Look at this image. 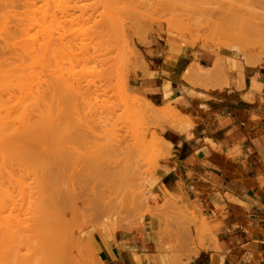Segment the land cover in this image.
Segmentation results:
<instances>
[{
	"label": "rangeland",
	"instance_id": "1",
	"mask_svg": "<svg viewBox=\"0 0 264 264\" xmlns=\"http://www.w3.org/2000/svg\"><path fill=\"white\" fill-rule=\"evenodd\" d=\"M0 38L12 79L2 94L15 106L19 86L29 93L28 136L13 134L0 159V264H102L100 240L121 233L196 250L205 221L184 181L179 193L164 181L176 169L169 139L197 124L204 105L191 95L242 88L264 64V0H0Z\"/></svg>",
	"mask_w": 264,
	"mask_h": 264
},
{
	"label": "crops",
	"instance_id": "2",
	"mask_svg": "<svg viewBox=\"0 0 264 264\" xmlns=\"http://www.w3.org/2000/svg\"><path fill=\"white\" fill-rule=\"evenodd\" d=\"M163 80L170 96L181 95L178 83ZM201 93L190 96L204 106L189 136L173 132L169 139L176 169L164 179L174 193L184 181L203 216L199 247L165 251L155 244L160 234L146 240L141 232L121 233L100 240L102 264H264V64L245 75L242 88Z\"/></svg>",
	"mask_w": 264,
	"mask_h": 264
},
{
	"label": "bare ground",
	"instance_id": "3",
	"mask_svg": "<svg viewBox=\"0 0 264 264\" xmlns=\"http://www.w3.org/2000/svg\"><path fill=\"white\" fill-rule=\"evenodd\" d=\"M8 1H9V0H8ZM12 1H13V0H12ZM32 22H33V21H32ZM16 23H17V22H16ZM16 23L13 24L12 26L14 27V25H16ZM30 23H31V22H30ZM35 23H36V22H35ZM35 23H34V24H35ZM18 25H19V24H17V25L14 27V28H15L14 31H15V30H19V27H18V29H17V26H18ZM32 26H33V25H32ZM35 26H36V25H35ZM37 26H38V25H37ZM40 26H41V25H40ZM10 27H11V26H10ZM13 27H11V28H9V29L12 30ZM24 28H26V27H24ZM30 28H31V27H30ZM36 28H37V27H36ZM36 28H35V29H36ZM39 28H40V27H39ZM3 29H4V28H3ZM22 29H23V27H22ZM31 29H32V28H31ZM33 29H34V28H33ZM35 29H34V30H35ZM37 29H38V28H37ZM42 30H43V29H42ZM1 31H3V30H1ZM12 31H13V30H12ZM14 31H13V34H14ZM20 31H21V30H20ZM25 31H27V30H25ZM28 31H29V30H28ZM28 31H27V33H28ZM36 31H37V30H36ZM4 32H5L4 34H6V33H11V31L8 32L7 28H5V31H4ZM32 32H33V31H32ZM37 32H38V31H37ZM16 33H17V31H15V34H16ZM38 33H39V32H38ZM11 34H12V33H11ZM25 34H26V33H25ZM8 35L10 36V34H7L6 36H8ZM19 35H20V34H19ZM22 35H23V34H22ZM30 35H31V34H30ZM32 35H33V34H32ZM37 35H39V34H37ZM1 36H2V35H1ZM17 36H18V33H17ZM34 36H35V35H34ZM37 37H39V36H37ZM5 38H6V37H5ZM15 38H16V36H15ZM0 39H2V38H0ZM8 39H9V38H8ZM11 39H12V38H11ZM25 39H26V38H25ZM37 39H38V38H37ZM39 39H40V38H39ZM39 39H38L37 41H39ZM13 40H14V39H13ZM20 40H21V39H20ZM28 40H29V39H28ZM2 41H4V40H2ZM2 41H1V42H2ZM9 41H10V40H9ZM17 41H18V40H17ZM22 41H23V40H22ZM30 41H31V40H30ZM32 41H33V40H32ZM34 42H35V41H34ZM39 42H40V41H39ZM7 43H8V42H7ZM11 43H12V42H11ZM20 43H21V42H20ZM41 43H42V42H41ZM9 44H10V43H9ZM9 44H8V45H9ZM15 44H16V43H15ZM15 44H14V45H15ZM30 44H31V43H30ZM34 44H35V43H34ZM38 44H39V43H38ZM38 44H37V45H38ZM42 44H43V43H42ZM2 45H3V43H2ZM4 45H5V44H4ZM12 45H13V44H12ZM12 45H10V46H12ZM32 45H33V43H32ZM43 45H44V44H43ZM6 46H7V45H6ZM6 46H5V47H6ZM38 46H39V45H38ZM38 46H37V47H38ZM1 47H2V46H1ZM24 47H25V45H24ZM32 47H33V46H32ZM7 48H9V46H8ZM7 48H6V49H7ZM10 48H11V47H10ZM10 48H9V49H10ZM13 48H14V47H13ZM16 48H18V47H16ZM19 48H20V47H19ZM38 48H39V47H38ZM40 48H41V47H40ZM11 49H12V48H11ZM17 50H19V49H17ZM38 50H39V49H38ZM38 50H37V51H38ZM10 51H11V50H10ZM37 51H36V52H37ZM28 52H30V51H28ZM43 52H44V51H43ZM21 53H23V52H21ZM19 54H20V53H19ZM24 54H25V53H24ZM17 55H18V54H17ZM28 55H29V53H28ZM30 55H31V54H30ZM30 55H29V56H30ZM19 56H21V55H19ZM25 56H26V55H25ZM32 57H33V56H32ZM4 58H5V57H4ZM4 58H2V59H4ZM21 58H22V56H21ZM27 58H28V57H27ZM30 58H31V56H30ZM38 58H40V57H38ZM11 59H12V58H11ZM16 59H17V57H16ZM22 59H23V58H22ZM12 60H13V59H12ZM25 60H27V59H25ZM0 61H1V60H0ZM2 61H4V60H2ZM23 61H24V60H23ZM42 61H43V60H42ZM8 62H9V60H8ZM16 62H17V60H16ZM16 62H15V63H16ZM21 62H22V61H21ZM29 62H30V61H29ZM40 62H41V61H40ZM0 63H1V62H0ZM9 63H10V62H9ZM17 63H18V62H17ZM19 63H20V62H19ZM1 64H2V63H1ZM7 64H8V63H7ZM10 64H11V63H10ZM13 64H14V62H13ZM20 64H21V63H20ZM216 64H217V61L214 60V66H213V68L216 67ZM2 65H3V64H2ZM0 66H1V65H0ZM5 67H6V66H5ZM20 67H21V66H20ZM24 67H25V66H24ZM41 67H42V66H41ZM12 68H13V67H12ZM30 68H31V67H30ZM213 68H212V69H213ZM9 69H10V68H9ZM18 69H19V66H18ZM18 69H17V70H18ZM24 69H25V68H24ZM36 69H37V68H36ZM196 69H200V68L197 66ZM21 70H22V69H21ZM9 71H11V70H9ZM18 71H19V70H18ZM29 71H30V70H29ZM11 72H12V71H11ZM11 72H10V73H11ZM31 72H33V70H31ZM31 72H28V73H31ZM40 72H41V71H40ZM40 72H39L38 74H40ZM203 72H204V73H207V72L210 73L209 70H204V71H202V73H203ZM12 73H13V72H12ZM20 73H21V71H20ZM35 73H36V70H35ZM18 74H19V73H18ZM36 74H37V73H36ZM23 75H24V74H23ZM26 75H27V74H26ZM6 76H7V78H6ZM10 76H11V75H10ZM12 76H13V75H12ZM12 76H11V77H12ZM21 76H22V75H21ZM21 76H20V77H21ZM30 76H34V78L38 77L37 75H36V77H35V74L30 75ZM30 76H29V78H31ZM18 77H19V76H18ZM18 77H16L15 79H18ZM27 77H28V76H27ZM39 77H40V76H39ZM2 78H4V79H2ZM5 78H6V79H5ZM34 78H33V79H34ZM10 79H11V78H10ZM19 79H20V78H19ZM24 79H25V78H24ZM26 79H27V78H26ZM33 79L31 78V81H32ZM0 80H1L0 84H1V83L4 84V85H2V84L0 85V88L3 89V91L0 89V90H1V91H0V92H1L0 95L3 96L4 94H2V93L4 92V90H6L5 92H8V91H9V90L7 91V88H9L8 86L11 85V80H12V79L9 80V75H7V70H6V69H3V68L1 69V68H0ZM5 80H6V81H5ZM29 81H30V80H29ZM34 81H35V80H34ZM34 81H33V82H34ZM5 82H6V83H5ZM8 82H10V83H8ZM27 82H28V81H27ZM33 82H31V83L34 84ZM18 83H19V81H18ZM42 83H43V82H42ZM29 84H30V83H29ZM14 85H15V83H14ZM24 85H25L24 87L19 86V87H21V89L19 88V92H18V93H19V96H18V99H17V101H16V103H15V106H14V103H12V102H13V101H12V98H13V100H14V98H15L14 96H16V95L13 96V93H11V92L8 93V94H10V95L12 94L11 96H9L7 93L3 96V97H5L6 95H8V96H7V98L9 97V98L7 99L8 101H7V100L2 101L3 98H2V96L0 97V145L2 144L1 146L4 147V148H2V147L0 146V149L2 148V149H1L2 152L0 151V159H1V160H2V158L4 159V157H6V155H7L9 152L11 153V151H9V150H11V149H9V150H8V149L5 150V148H6V147H7V148L9 147L7 144H9L10 140H13V141H14V139H13L12 137L14 136V138L16 137V138L18 139V137L27 134V133H26V131H27L26 128H27V125H28V123H29V122L27 123V121H28L29 119H27V118H28V117H27V110H28V108L26 107L27 104L25 103V98H26V96H27L29 93H28V91H26V88H25V87H26V84H24ZM36 85H37V84H36ZM2 86H3V87H2ZM27 86H28V85H27ZM31 86H32V85H31ZM16 87H17V85H16ZM29 87H30V86H29ZM33 87H34V86H33ZM36 88H37V87H36ZM13 89H14V88H13ZM13 89H11V90H13ZM32 89H33V88H32ZM34 89H35V87H34ZM37 89H38V88H37ZM13 91H14V90H13ZM32 91H33V90H32ZM36 91H37V90H36ZM5 92H4V93H5ZM26 92H27V94H26ZM16 93H17V92H16ZM30 93H31V92H30ZM34 93H35V92H34ZM31 94H32V93H31ZM31 94H30V95H31ZM35 95L38 96L37 94H35ZM12 96H13V97H12ZM36 96H35V97H36ZM16 97H17V96H16ZM28 97H29V96H28ZM28 97H27V98H28ZM30 97H31V96H30ZM35 97H33V98H35ZM1 98H2V99H1ZM31 98H32V97H31ZM31 98H28V99H26V100H29V99H31ZM4 99H6V97H5ZM4 99H3V100H4ZM9 99H11V100H9ZM39 99H40V98H39ZM11 101H12V102H11ZM34 101H36V99H35ZM38 101H39V100H38ZM9 102H10V103H9ZM28 102H29V101H28ZM7 103L10 104V105H8ZM11 103H12L13 105H12ZM30 103H31V102H30ZM30 106H31V104H30ZM33 106H34V105H33ZM15 107H16V110H17V111L15 110V112H14ZM35 107H36V106H35ZM40 107H41V106H40ZM40 107L37 108V109H41ZM12 108H13V111L10 110V109H12ZM39 111H40V110H39ZM39 111L37 110V112H39ZM13 112H14V113L17 112V113L14 114ZM29 112H30V111H29ZM40 112H43V111H40ZM44 113H45V112H44ZM33 114H34V113H33ZM38 114H39V113H38ZM14 115H15V116H14ZM39 115H40V114H39ZM39 115H34V116H37V117H38ZM41 115H43V114H41ZM13 117H16V118L13 119ZM29 117H31V115H30ZM39 117H42V116H39ZM39 117H38V118H39ZM44 117H45V116H44ZM44 117L41 118V119H44ZM15 119L18 121V123L16 122L17 125L14 124L15 127L12 129V128H11V127L13 126V123H12V122L15 123V121H16ZM34 119H35V118H34ZM34 119H33V120H34ZM30 120H31V118H30ZM38 120H40V119H38ZM41 121L43 122L44 120H41ZM31 122H33V121L31 120ZM11 123H12V125H11ZM36 123H37V122H36ZM44 123H45V121H44ZM33 124H35V122L32 123V125H33ZM40 124H41V123H40ZM30 125H31V123L29 124V128H30ZM38 125H39V124H38ZM41 125H42V124H41ZM34 126H35V125H34ZM17 127H19V128H17ZM35 127H36V126H35ZM35 127H34V128H35ZM39 127H40V126H39ZM11 129H12V131H11ZM14 129H15V130H14ZM16 129H17V130H16ZM32 129H33V127H32ZM32 129H31V130H32ZM36 129H37V128H36ZM42 129L45 131V129H44L43 127H42ZM25 130H26V131H25ZM15 131H16V132H15ZM40 131H42V130H40ZM44 131H42V132H44ZM11 133H12V134H11ZM17 133H18V135H17ZM24 133H25V134H24ZM29 133H30V131H29ZM29 133H28V134H29ZM32 133H33V131H32ZM13 134H15V135H13ZM34 134H35V133H34ZM39 134H40V133H39ZM39 134H38V135H39ZM12 135H13V136H12ZM29 135H31V134H29ZM35 135H36V134H35ZM41 135H42V133H41ZM41 135H40V136H41ZM17 136H18V137H17ZM25 136H28V135H25ZM42 136H43V135H42ZM48 136H49V135H48ZM36 137H37V136H36ZM43 137H44V136H43ZM16 138H15V139H16ZM20 138H21V137H20ZM20 138H19V139H20ZM26 138H27V137H26ZM32 138H33V137H31V139H32ZM38 138H39V137H38ZM38 138H37V139H38ZM17 139H16V140H17ZM27 139H28V138H27ZM33 139H34V140L36 139L35 136H34ZM37 139H36V140H37ZM40 139H42V138L40 137ZM40 139H39V140H40ZM29 140H30V139H29ZM34 140H33V141H34ZM17 142H18V141H17ZM22 142H23V141H22ZM29 142H30V141H28V143H29ZM6 143H7V144H6ZM10 143H11V142H10ZM13 143H14V142H13ZM23 143H24V142H23ZM26 143H27V142H26ZM28 143H27V144H28ZM5 144H6V147L4 146ZM10 147H11V146H10ZM25 147H26V146H25ZM18 148H19V146H18L16 149H18ZM27 148H28V147H27ZM16 149H14V150H16ZM19 150H21V149H19ZM26 150H27V149H26ZM5 151H7L8 153L5 152ZM23 151H24V149H23ZM4 152H5V154H6L5 156H4V154H3ZM16 152H17V150H16ZM19 152H20V151H19ZM1 153H2V155H1ZM22 153H25V151L22 152ZM9 157H10V156H9ZM9 157H8V158H9ZM6 158H7V157H6ZM10 158H11V157H10ZM13 159H14V158H13ZM7 160H8V159H7ZM11 160H12V159H11ZM14 160L16 161V159H14ZM5 161H6V160H5ZM4 163H5V162H3V165H4V167H5V165H6L8 162L6 161V163H5V164H4ZM10 163H11V162H10ZM8 164H9V163H8ZM12 164L14 165L13 162H12ZM6 166H7V165H6ZM8 166H9V165H8ZM8 166H7V167H8ZM0 169H1V167H0ZM0 171H1L2 173L5 172V171H2V170H0ZM12 172H13V171H12ZM8 173H9V171H8ZM12 174H13V173H12ZM12 174H10V175H12ZM3 175H4V174H3ZM3 175H2V177H4ZM10 175H9V176H10ZM6 177L8 178V176H6ZM7 178H6V179H7ZM4 179H5V178H3V180H4ZM3 180H2V182H3ZM0 181H1V180H0ZM6 181H7V180H6ZM9 181H10V180H9ZM4 182H5V181H4ZM4 182H3V183H4ZM5 183H9V182H5ZM4 185H5V184H4ZM6 185H7V184H6ZM10 185H11V184H10ZM10 185H8V186H10ZM1 186H2V185H1ZM6 187H7V186H6ZM7 188H8V187H7ZM10 188H11V186H10ZM2 189H3V188H2ZM9 190H10V189H9ZM11 190H12V188H11ZM0 191H1V188H0ZM2 192H3V191H2ZM7 193H8V191H7ZM7 193H6L5 195H7ZM0 194H1V193H0ZM3 194H4V192H3ZM5 195H4V196H5ZM7 196H8V195H7ZM9 196H10V194H9ZM11 196H12V192H11ZM5 197H6V196H5ZM5 197H3V198H5ZM0 198H1V196H0ZM5 199H6V198H5ZM5 199H4V200H5ZM10 199H11V198H10ZM10 199H9V200H10ZM0 201H1V200H0ZM6 201H8V200H6ZM4 202H5V201H4ZM4 202L2 201V203H3L4 205H6L7 203L5 202V203H6V204H5ZM9 202H10V201H9ZM9 202H8V203H9ZM10 203H11V202H10ZM0 204H1V202H0ZM3 204H1V205H3ZM7 205H8V204H7ZM2 207H5V208H6V206H2ZM7 207H9V206H7ZM10 207H11V206H10ZM0 210H1V207H0ZM2 210H6V209H2ZM7 210H8V208H7ZM9 211H10V209H9ZM1 213H2V212H1ZM5 213H6V212H5ZM8 213H9V212H8ZM3 214H4V213H3ZM6 215H7V214H6ZM10 215H11V214H10ZM9 217H10V216H8V218H9ZM6 218H7V217H6ZM6 218H5V220H6ZM2 219H3V218H2ZM10 219H11V218H10ZM8 220H9V219H8ZM1 221H2V220H1ZM11 221L13 222V218H12V220H10V223H11ZM2 222H3V221H2ZM36 222H37V220H36ZM40 222H42V221L40 220ZM40 222H38L37 224H42V223H40ZM0 223H1V222H0ZM7 223H8V222H7ZM4 224H5V222H4ZM12 224H13V223H12ZM33 225H35V222L33 223ZM38 226H41V227L43 228L42 225H37V227H38ZM2 227H3V226H2ZM12 227H13V226H12ZM12 227H11V228H12ZM34 228H36V225L34 226ZM38 228H39V227H38ZM3 229H4V228H3ZM0 230H1V229H0ZM10 230H11V229H10ZM10 230L8 229V231H10ZM1 231H2V230H1ZM5 231H6V230H5ZM5 231H3V232H5ZM40 231H41V229H40ZM12 232H13V231H12ZM12 232H11V233H12ZM36 232L38 233L39 230H37ZM6 233H9V232H6ZM4 234H5V233H4ZM41 234H42V233H41ZM7 236H8V235H7ZM10 236H12V235H10ZM161 259H162V258H161ZM162 260H163V259H162ZM164 262H165V261H164Z\"/></svg>",
	"mask_w": 264,
	"mask_h": 264
}]
</instances>
